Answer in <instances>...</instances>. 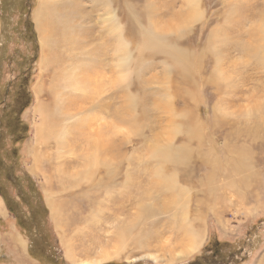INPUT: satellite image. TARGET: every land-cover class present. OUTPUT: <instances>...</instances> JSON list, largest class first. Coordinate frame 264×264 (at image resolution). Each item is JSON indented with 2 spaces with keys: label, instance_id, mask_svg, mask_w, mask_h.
Here are the masks:
<instances>
[{
  "label": "rangeland",
  "instance_id": "1",
  "mask_svg": "<svg viewBox=\"0 0 264 264\" xmlns=\"http://www.w3.org/2000/svg\"><path fill=\"white\" fill-rule=\"evenodd\" d=\"M62 4L0 0V264H264V0Z\"/></svg>",
  "mask_w": 264,
  "mask_h": 264
},
{
  "label": "bare ground",
  "instance_id": "2",
  "mask_svg": "<svg viewBox=\"0 0 264 264\" xmlns=\"http://www.w3.org/2000/svg\"><path fill=\"white\" fill-rule=\"evenodd\" d=\"M49 1L50 0H40V7H39V9H37V11L35 13V25H36L38 32L40 33L41 42L42 43L44 42L43 44H44L45 48H47V50H49V52H51V50L49 48H52V41L53 42L56 41L57 33L60 36H62L63 38H65L68 42H71L72 44H74L76 39L78 37L82 36L81 34L84 33L85 29H79L78 27H76V25L74 24V21L72 20L75 12L78 13L81 11L79 8L75 9L74 6L70 7V6H64L62 4V6L68 7L73 11V13H72L69 10V11H67L69 13L63 14V12L60 13L58 10H55V9H48L47 10L46 9V3L48 4ZM55 3L58 4L59 2L58 3L55 2ZM63 16H65L66 18L68 16V19L71 18L70 19L71 24H68V28L66 27L67 23H66L65 17H63ZM75 22H76V20H75ZM83 22H84V20H82V23ZM50 59H51V57H50ZM36 131H37L36 139H40L41 136H39V134H40L41 129L38 128ZM93 146H97V143L93 144ZM34 149H35V147H34ZM98 155H99V151L91 148L90 156H92V158H93L92 163H98V159H99ZM55 206L56 205H54L51 208L54 218L57 217V215H58L57 207H55ZM119 231L122 233L123 230L122 231L119 230ZM193 237H195V236H193ZM118 243H119V241H118ZM198 244H191L190 246L186 247L185 251H188V252L194 251L198 247ZM70 252H71V247L68 245V248L66 247V253H67L68 258H70ZM120 252H121L120 249L118 250V248H115L112 251V253L109 254V257H111L112 254L118 255V254H120ZM104 258H107V256L103 255L101 258H96L93 260H95L97 263H100ZM93 260L92 259L91 260H82V262H83V264L95 263Z\"/></svg>",
  "mask_w": 264,
  "mask_h": 264
},
{
  "label": "trees",
  "instance_id": "3",
  "mask_svg": "<svg viewBox=\"0 0 264 264\" xmlns=\"http://www.w3.org/2000/svg\"><path fill=\"white\" fill-rule=\"evenodd\" d=\"M34 36H35V33H33V37ZM30 102H31V93H30V91H29V89H28L27 86L26 87L25 86L23 87V85H22V87L20 88V90L18 92V95H17L16 107L14 109V112L17 115H20L28 107V105L30 104ZM0 124H1V126L3 125V123H1V119H0ZM18 128H19V131H17ZM25 129H26V127L20 126L19 123L17 121H15V118H14V120L12 121L11 130H13L16 133V138L14 139L16 142L23 137V135L21 134V131H24ZM0 141H1V135H0ZM0 163H1L2 168H3L5 166V164L1 160H0ZM9 169H11V167H9ZM6 178H7V180H9L8 176ZM2 194L3 195H6V192L3 191V190H0V195H2ZM4 198H5L6 202H7V210L9 212L15 214L14 212H16L15 211L16 209L15 208H12L11 206H9V202H8V198L7 197H4ZM23 215H24V213H23ZM32 218H33V216H32ZM32 218H31V221L33 222ZM218 253H219L218 250L215 249L213 251L214 257L218 258L217 257L218 256ZM223 256H225V255H223ZM218 259H220V258H218ZM208 264H211V263H208Z\"/></svg>",
  "mask_w": 264,
  "mask_h": 264
},
{
  "label": "crops",
  "instance_id": "4",
  "mask_svg": "<svg viewBox=\"0 0 264 264\" xmlns=\"http://www.w3.org/2000/svg\"><path fill=\"white\" fill-rule=\"evenodd\" d=\"M1 198H0V211L2 210Z\"/></svg>",
  "mask_w": 264,
  "mask_h": 264
}]
</instances>
